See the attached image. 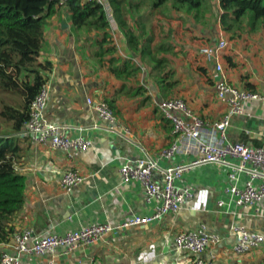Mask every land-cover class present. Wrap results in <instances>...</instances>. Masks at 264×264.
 <instances>
[{"label":"crops","instance_id":"crops-1","mask_svg":"<svg viewBox=\"0 0 264 264\" xmlns=\"http://www.w3.org/2000/svg\"><path fill=\"white\" fill-rule=\"evenodd\" d=\"M54 8L44 27L38 57L40 62L51 63L45 73L49 97L44 114L50 122L65 127L70 137L82 135L91 145L69 156L50 144H37L18 134L24 154L17 169L25 175L26 186L25 202L14 219V228L62 233L93 221L117 226L129 215H149L153 201L147 202L139 181L123 182L119 168L126 160L141 154L140 148L156 155L172 143L171 124L159 111L158 101L180 97L195 113L210 121L219 120L226 113L228 106L215 97L214 66L199 53L201 46L217 40L220 31L228 42L221 59L227 80L246 90L264 92V31L242 32L237 37L224 32L213 17L220 12L218 0H211L210 17L215 22L209 27L189 18L183 21L179 19L181 13L168 25L157 14V23L153 22L156 37L160 30H171V42L175 46L173 53L164 55L172 70L169 79L173 81L165 90L150 77L147 64H141L135 80L116 78L94 54L97 48L93 40L98 33L74 30L66 7ZM110 25L117 55L129 57L126 39L113 18ZM138 86L148 88L144 95L150 99L146 103L141 102L144 95H132ZM87 98L111 101L122 135L107 128L89 108ZM249 101L244 103L241 114L231 115L227 139L264 148V100ZM194 155L193 150L176 153L161 164L185 162ZM66 169L86 175L85 181L70 192L60 186ZM244 180L245 176L241 175L238 185ZM177 183L195 187L193 197L185 200L178 212L167 213L146 224L115 227L94 244L66 254L23 255L19 264H197L198 260L203 264H257L264 260V239L257 248L236 256L232 252L235 238L230 234L231 227L241 225L264 237V201L237 206L224 191L229 184L226 168L215 164L195 167L185 172ZM201 225L218 234L220 241L199 255L178 251L175 235ZM10 250L8 244L0 243V254Z\"/></svg>","mask_w":264,"mask_h":264},{"label":"built area","instance_id":"built-area-1","mask_svg":"<svg viewBox=\"0 0 264 264\" xmlns=\"http://www.w3.org/2000/svg\"><path fill=\"white\" fill-rule=\"evenodd\" d=\"M54 7L64 6L67 0H49ZM102 4L110 16L107 0H94ZM223 32H218L217 40L199 48L203 58L214 66L215 97L228 106V110L219 120L210 121L195 113L180 97L170 96L158 101L157 107L161 114L169 120L173 134L172 143L158 154H151L140 148L141 154L126 160L119 168L121 180H136L141 183L147 202L153 201V211L146 216L132 214L127 216L120 225L113 226L109 222L93 221L85 226L67 230L62 233L45 230L34 232L32 229L15 230L6 244L10 251H2L0 264H19L23 255L42 257L45 254L62 253L84 245H92L101 240L115 227L146 224L167 213H176L182 203L193 197L194 185L177 183L181 176L191 169L215 164L226 168L228 186L224 188L237 206H250L264 201V148L251 147L242 142H231L227 139V128L232 114H241L244 103L249 100H264V92L241 89L231 84L226 77L221 63L223 52L227 46ZM49 97L47 83L43 84L31 100L29 117L24 123L22 135L37 144H50L52 147L72 156L75 151H85L91 141L82 135L70 137L61 124L47 120L44 111ZM87 104L102 119L107 128L122 135L120 123L103 99L87 98ZM96 127V125H93ZM127 134L128 129L123 128ZM127 138V135H125ZM195 151L192 159L169 165H162L163 159H170L176 153ZM241 175L245 176L243 184L238 182ZM86 175L77 170L66 169L60 178V186L70 192L75 186L83 183ZM222 200L218 202L219 205ZM235 243L232 252L236 256L246 254L263 242L261 233L247 230L241 225L230 228ZM220 241L218 234L209 232L201 225L194 230L181 231L174 237L178 251H186L199 255ZM197 264H203L198 260ZM237 264V263H231ZM264 264V260L257 263Z\"/></svg>","mask_w":264,"mask_h":264},{"label":"trees","instance_id":"trees-1","mask_svg":"<svg viewBox=\"0 0 264 264\" xmlns=\"http://www.w3.org/2000/svg\"><path fill=\"white\" fill-rule=\"evenodd\" d=\"M112 18L126 39L131 52L127 58L117 55L109 33L110 19L102 4L94 0H67L72 28L96 31L95 56L116 78H137L142 65L150 66L149 75L168 90L173 81L166 53H173L172 31L153 30L157 14L168 25L179 19L209 26L210 0H107ZM220 12L214 13L224 32L237 37L242 32L264 31V0H218ZM55 12L49 0H0V243L9 241L15 231L13 222L23 209L26 178L18 169L23 156L19 132L29 117L31 100L46 83L49 61L40 62L44 27ZM139 56V58H137ZM138 60V62H137ZM125 85H122V89ZM136 88V87H135ZM133 88V89H135ZM250 88V87H249ZM253 88V87H252ZM122 89L120 91L122 92ZM148 88L138 86L133 96L144 95ZM163 89V90H164ZM254 91V90H250ZM150 99L147 94L141 102ZM114 111L110 100L105 99Z\"/></svg>","mask_w":264,"mask_h":264},{"label":"rangeland","instance_id":"rangeland-1","mask_svg":"<svg viewBox=\"0 0 264 264\" xmlns=\"http://www.w3.org/2000/svg\"><path fill=\"white\" fill-rule=\"evenodd\" d=\"M210 3H211V0H210ZM207 15H209L210 16V14L208 13ZM208 19H209V26H211V24H212V22H215L214 20H213V18L212 17H208ZM208 26V27H209ZM255 32H258V30H256V31H252L251 33H255ZM239 87V86H238ZM239 88H241V89H244V88H242V87H239ZM256 100H253V101H249V102H255ZM257 248V247H256Z\"/></svg>","mask_w":264,"mask_h":264},{"label":"clouds","instance_id":"clouds-1","mask_svg":"<svg viewBox=\"0 0 264 264\" xmlns=\"http://www.w3.org/2000/svg\"><path fill=\"white\" fill-rule=\"evenodd\" d=\"M110 7V6H109ZM110 10H111V8H110ZM106 11V10H105ZM110 12V16H108V14H107V17L111 20L112 19V15H111V11H109ZM106 13H107V11H106Z\"/></svg>","mask_w":264,"mask_h":264}]
</instances>
